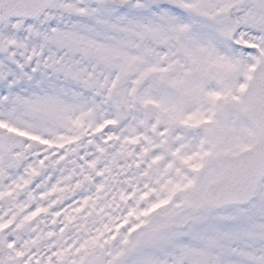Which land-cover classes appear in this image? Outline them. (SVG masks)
<instances>
[{
    "label": "snow or ice",
    "instance_id": "6c2138e0",
    "mask_svg": "<svg viewBox=\"0 0 264 264\" xmlns=\"http://www.w3.org/2000/svg\"><path fill=\"white\" fill-rule=\"evenodd\" d=\"M0 264H264V0H0Z\"/></svg>",
    "mask_w": 264,
    "mask_h": 264
}]
</instances>
